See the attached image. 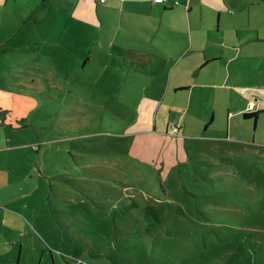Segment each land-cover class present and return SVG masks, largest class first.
<instances>
[{"label": "rangeland", "instance_id": "1", "mask_svg": "<svg viewBox=\"0 0 264 264\" xmlns=\"http://www.w3.org/2000/svg\"><path fill=\"white\" fill-rule=\"evenodd\" d=\"M50 3L36 26L19 8L17 20L27 21L14 37L6 29L14 23L1 20L0 77L32 86L16 102L0 83V95L10 100L7 123L23 125L32 144L21 160L22 203L11 208L34 209L43 219L54 209V235L42 233L98 264H264V147L252 145L253 123L241 136L133 133L143 89L121 88L114 78L102 86L100 78L111 24L100 35L70 18L66 0ZM86 53L91 59L83 68ZM255 141L264 144V131ZM17 153L23 151L11 155ZM131 198L165 208L153 233L145 232L142 208L122 216ZM36 234L26 231L25 239L38 241Z\"/></svg>", "mask_w": 264, "mask_h": 264}, {"label": "crops", "instance_id": "2", "mask_svg": "<svg viewBox=\"0 0 264 264\" xmlns=\"http://www.w3.org/2000/svg\"><path fill=\"white\" fill-rule=\"evenodd\" d=\"M50 1L0 0V34L2 19L14 23L6 28L12 37L25 28L27 20H17L23 6L28 20L35 26L42 23L43 8L51 7ZM66 1L70 18L98 29L100 35L111 24L113 38L107 37L110 51L100 78L102 86L114 78L121 88L131 84L143 89L133 133L171 135L169 126L175 123L177 134L187 136L226 130L229 136H241L253 123L252 145L264 147L255 141V135L264 131V0H166L163 5L152 0ZM16 22L24 25L16 29ZM90 59L86 53L83 68ZM9 69L12 75L15 69ZM0 83L7 84L16 102L26 99V89L32 87L26 80L13 85L0 77ZM5 102L10 100L0 95V264H98L83 249L71 252L42 233L48 230L54 235V209L43 219L34 209L11 208L22 203L18 190L27 167L21 160L32 144L25 143L23 125L7 123L11 113ZM249 115L255 116L245 117ZM16 139L23 143L11 144ZM13 151L23 153L11 155ZM26 231L35 236L37 232L40 239L28 242Z\"/></svg>", "mask_w": 264, "mask_h": 264}, {"label": "trees", "instance_id": "3", "mask_svg": "<svg viewBox=\"0 0 264 264\" xmlns=\"http://www.w3.org/2000/svg\"><path fill=\"white\" fill-rule=\"evenodd\" d=\"M255 115H249L245 117H254ZM120 193V199H122L121 194L122 192L119 191ZM130 196H133L129 194ZM104 200L106 199V194L104 193ZM124 209L121 210V213L124 214L122 216H129L131 212H129L131 209H140L142 208V218L143 221L146 223V228L145 232L148 234L153 233L154 230L160 226L163 221H164V216H165V208L162 206H155L154 204L152 205H145L142 207L140 203H138L135 199L131 198V202L129 204H124L123 205ZM106 212V211H105ZM116 215V214H115ZM117 219V218H115ZM115 219H113V225L116 224ZM99 253V252H98Z\"/></svg>", "mask_w": 264, "mask_h": 264}, {"label": "built area", "instance_id": "4", "mask_svg": "<svg viewBox=\"0 0 264 264\" xmlns=\"http://www.w3.org/2000/svg\"><path fill=\"white\" fill-rule=\"evenodd\" d=\"M152 1H153V4H156V5H163L166 2V0H152ZM252 109H253V104H250L249 110H252ZM169 128H170L171 135L177 134L178 129L175 123H170Z\"/></svg>", "mask_w": 264, "mask_h": 264}]
</instances>
